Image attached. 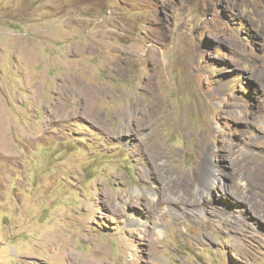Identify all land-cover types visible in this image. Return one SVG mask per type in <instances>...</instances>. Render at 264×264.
I'll list each match as a JSON object with an SVG mask.
<instances>
[{"label":"rangeland","instance_id":"1","mask_svg":"<svg viewBox=\"0 0 264 264\" xmlns=\"http://www.w3.org/2000/svg\"><path fill=\"white\" fill-rule=\"evenodd\" d=\"M0 264H264V0H0Z\"/></svg>","mask_w":264,"mask_h":264},{"label":"bare ground","instance_id":"2","mask_svg":"<svg viewBox=\"0 0 264 264\" xmlns=\"http://www.w3.org/2000/svg\"><path fill=\"white\" fill-rule=\"evenodd\" d=\"M139 106V105H138ZM135 107H137V106H135ZM142 110H143V112H144V115H146L149 111H150V108H152V107H141V106H139ZM208 185V184H207ZM209 208V211H213V212H218V211H220V209H213V208H210V207H208ZM229 214V213H228ZM227 214V215H228ZM234 214V213H233ZM233 216V215H232Z\"/></svg>","mask_w":264,"mask_h":264}]
</instances>
